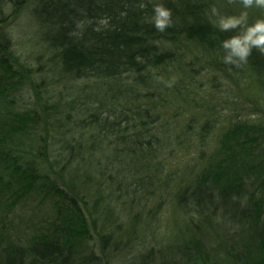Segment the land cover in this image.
I'll return each mask as SVG.
<instances>
[{"label":"trees","instance_id":"1","mask_svg":"<svg viewBox=\"0 0 264 264\" xmlns=\"http://www.w3.org/2000/svg\"><path fill=\"white\" fill-rule=\"evenodd\" d=\"M213 6L264 19L0 0V264H264V54L225 64Z\"/></svg>","mask_w":264,"mask_h":264},{"label":"clouds","instance_id":"2","mask_svg":"<svg viewBox=\"0 0 264 264\" xmlns=\"http://www.w3.org/2000/svg\"><path fill=\"white\" fill-rule=\"evenodd\" d=\"M235 2L236 0H228L229 4ZM239 3L244 9L253 7L264 9V0H239ZM153 12L151 22L157 31L163 33L172 26V12L170 9L162 4H157L154 6ZM211 13L216 17L215 26L220 31L230 32L239 29L237 35L221 42V46L225 50L223 56L225 64L240 67L242 64L247 63L253 49H257L261 54H264V19H257L249 24L247 11H241L239 15H221L215 6L212 7Z\"/></svg>","mask_w":264,"mask_h":264},{"label":"rangeland","instance_id":"3","mask_svg":"<svg viewBox=\"0 0 264 264\" xmlns=\"http://www.w3.org/2000/svg\"><path fill=\"white\" fill-rule=\"evenodd\" d=\"M25 20H26V18L24 19V21ZM27 20H28V22L25 23V24H27L26 25L27 30L28 31H33L32 30L33 28H32V26L30 24V19L28 17H27ZM222 82H221V84H222ZM203 85L204 86L200 89V92H199V96H200V98L203 99V101H206V100L212 101V99H216V102L217 103L224 104L223 101H226L227 102L230 99H232L231 96L229 95L228 91H226V88H227L228 84L225 85L224 87H222L221 88V92H217L218 94H216L215 96H207V97H205V92H206L205 90H207L209 88V85H208L207 80L205 78L203 79ZM226 110H228V109H226ZM18 214H20V212H18ZM29 214H30L29 211L23 212V213H21V218L24 217V216L27 217V215H29ZM173 231H175V229L173 227V223L170 222L166 233H168V235H169Z\"/></svg>","mask_w":264,"mask_h":264}]
</instances>
